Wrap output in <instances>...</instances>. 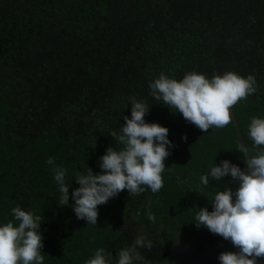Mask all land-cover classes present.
<instances>
[{"label": "trees", "instance_id": "obj_1", "mask_svg": "<svg viewBox=\"0 0 264 264\" xmlns=\"http://www.w3.org/2000/svg\"><path fill=\"white\" fill-rule=\"evenodd\" d=\"M193 71L209 79L251 74L258 90L231 109V124L202 132L149 88L161 72L181 80ZM133 97L150 107L147 123L169 129L163 187L124 190L88 224L73 210L76 175L87 167L100 174L107 148L123 147L109 133L119 135L124 116L131 118ZM253 117L264 119V0H0V226L18 225L17 206L41 216L43 264H85L99 248L117 264L133 228L158 235L165 251L173 232L198 255L218 243L237 252L197 228L195 216L213 210L217 192L239 187L231 175L206 186L201 176L224 160L246 169L237 148L255 154ZM54 166L67 170V206H59Z\"/></svg>", "mask_w": 264, "mask_h": 264}, {"label": "clouds", "instance_id": "obj_2", "mask_svg": "<svg viewBox=\"0 0 264 264\" xmlns=\"http://www.w3.org/2000/svg\"><path fill=\"white\" fill-rule=\"evenodd\" d=\"M149 88L157 101L162 100L169 109L176 110L173 113L182 114L186 122L202 132L231 124V109L258 90L254 75L245 78L232 71L211 79L193 71L186 73L181 80L169 78L161 72L149 83ZM149 110L146 102L133 97L131 118L124 116L125 123L119 135L116 131L109 133L123 147L119 151L107 148L100 157V174H94L87 167L86 172L76 175L75 182L79 187L72 191L71 197L77 219L96 225L98 206L106 204L120 192L127 190L129 195H139L147 189L156 193L163 187L165 160L170 155L169 147L173 145L168 139L167 127L145 121ZM248 135L255 154L250 155V149L245 145L237 148L247 166L245 170L224 160L201 176V183L205 186L209 184V178L220 181L227 175L239 182L234 192L227 187L214 195L212 211L200 208L195 216L197 228L206 227L238 249L237 252L221 253L218 257L220 264H257L259 259H264V119L253 117L248 125ZM47 164L55 165L54 158L49 157ZM52 171L61 194L59 206H67V170L54 166ZM11 211L18 225L9 221L0 226V264H43L41 249L44 245L39 231L42 217L19 206ZM148 219L154 221L155 215L149 212ZM141 247L152 246L143 237H137L131 246L119 251L117 264H134V259H139L134 253ZM111 259V253L99 248L85 264H111Z\"/></svg>", "mask_w": 264, "mask_h": 264}, {"label": "rangeland", "instance_id": "obj_3", "mask_svg": "<svg viewBox=\"0 0 264 264\" xmlns=\"http://www.w3.org/2000/svg\"><path fill=\"white\" fill-rule=\"evenodd\" d=\"M133 234H130L129 238V246H131L133 240H135L137 237H143L146 242L151 243V248L147 247H141L137 249V253H134L135 255L139 256V259H136L140 262H146L145 264H220V261L218 259L219 255L223 253L222 247H219V251L214 253L212 252L211 257L213 256V263L212 259L209 260L210 254H207V256L192 254L190 247L185 246V243H178L176 247L173 249H169V254L167 255L164 252V249L160 245V238L158 235H155L153 237H150V235L140 229L133 228L132 229ZM167 242L170 243H176L178 238L176 237V234L173 232H170L168 235V238L166 239ZM175 250V251H174ZM165 253V257L163 256ZM195 253V252H194Z\"/></svg>", "mask_w": 264, "mask_h": 264}, {"label": "crops", "instance_id": "obj_4", "mask_svg": "<svg viewBox=\"0 0 264 264\" xmlns=\"http://www.w3.org/2000/svg\"><path fill=\"white\" fill-rule=\"evenodd\" d=\"M178 243H181V242H176V243H168L169 244V247H168V250L167 251H169V249H173L174 247H176V245L178 244ZM182 243H187L186 245L188 246V244H190L189 242H182ZM160 245H161V247L164 249V252H165V245H164V243H162V240L160 239ZM191 245V244H190ZM192 246V245H191ZM222 247L223 246V244L222 243H218L216 246H213V247H211L210 249H208V251L205 253V256H207V254H210L211 252H213V254L214 253H216V252H218L219 251V247ZM193 248V247H192ZM222 250H223V252H227V250L225 249V247L223 246L222 247ZM175 251V250H174ZM196 254V253H195ZM201 256H203V255H201Z\"/></svg>", "mask_w": 264, "mask_h": 264}, {"label": "flooded vegetation", "instance_id": "obj_5", "mask_svg": "<svg viewBox=\"0 0 264 264\" xmlns=\"http://www.w3.org/2000/svg\"><path fill=\"white\" fill-rule=\"evenodd\" d=\"M186 244H187V243H186ZM186 244H185V246H186ZM188 246L190 247L191 253H192V254H195V253H194V252H195V251H194V248H192V246H191L190 244H188ZM186 247H187V246H186ZM165 253L168 255V254H169V251H165ZM165 253H163V254H164V255H163L164 257H165V255H166ZM211 254H212V252L210 253V257H209L208 259H209V260L212 259V263H213V256L211 257ZM212 255H213V254H212ZM145 263H146V262H145Z\"/></svg>", "mask_w": 264, "mask_h": 264}]
</instances>
